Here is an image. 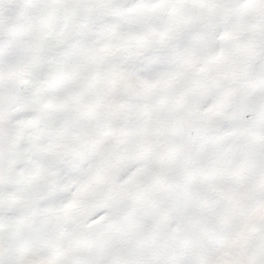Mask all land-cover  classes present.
Returning a JSON list of instances; mask_svg holds the SVG:
<instances>
[{
    "label": "snow or ice",
    "instance_id": "1",
    "mask_svg": "<svg viewBox=\"0 0 264 264\" xmlns=\"http://www.w3.org/2000/svg\"><path fill=\"white\" fill-rule=\"evenodd\" d=\"M0 264H264V0H0Z\"/></svg>",
    "mask_w": 264,
    "mask_h": 264
}]
</instances>
